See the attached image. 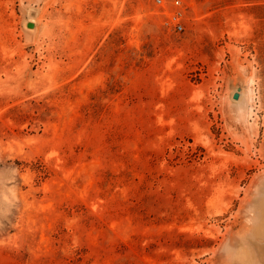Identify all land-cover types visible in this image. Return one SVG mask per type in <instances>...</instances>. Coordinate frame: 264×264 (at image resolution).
I'll return each mask as SVG.
<instances>
[{
    "label": "rangeland",
    "instance_id": "1",
    "mask_svg": "<svg viewBox=\"0 0 264 264\" xmlns=\"http://www.w3.org/2000/svg\"><path fill=\"white\" fill-rule=\"evenodd\" d=\"M0 264H264V0H0Z\"/></svg>",
    "mask_w": 264,
    "mask_h": 264
},
{
    "label": "built area",
    "instance_id": "2",
    "mask_svg": "<svg viewBox=\"0 0 264 264\" xmlns=\"http://www.w3.org/2000/svg\"><path fill=\"white\" fill-rule=\"evenodd\" d=\"M158 1H160V0H158ZM176 2H178V1H176ZM182 12L181 11H179V10H177L175 13H173L172 14V16H171V19L172 20H174V21H176V24H175V26H176V28H177V30H182L183 29V26H182V24L179 22V20L182 18Z\"/></svg>",
    "mask_w": 264,
    "mask_h": 264
}]
</instances>
